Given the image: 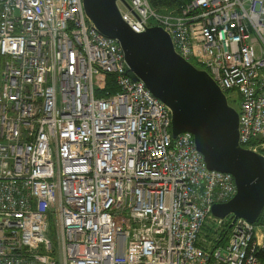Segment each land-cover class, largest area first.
<instances>
[{"label":"built area","instance_id":"1","mask_svg":"<svg viewBox=\"0 0 264 264\" xmlns=\"http://www.w3.org/2000/svg\"><path fill=\"white\" fill-rule=\"evenodd\" d=\"M180 1L115 4L209 74L264 159V0ZM126 68L82 0H0V264H264V223L210 212L232 175Z\"/></svg>","mask_w":264,"mask_h":264},{"label":"water","instance_id":"2","mask_svg":"<svg viewBox=\"0 0 264 264\" xmlns=\"http://www.w3.org/2000/svg\"><path fill=\"white\" fill-rule=\"evenodd\" d=\"M102 34L116 39L124 52L125 74L141 80L171 110V134L189 132L208 169L230 173L235 193L211 206L212 216L232 215L256 222L264 209V159L238 143V113L204 69L177 54L160 27L132 30L115 0H82ZM230 226V225H228Z\"/></svg>","mask_w":264,"mask_h":264},{"label":"trees","instance_id":"3","mask_svg":"<svg viewBox=\"0 0 264 264\" xmlns=\"http://www.w3.org/2000/svg\"><path fill=\"white\" fill-rule=\"evenodd\" d=\"M148 1L150 2V4L153 7L165 8V9L166 8L169 9V8L177 7V6H179L182 3V1H180V0H148ZM191 63L193 65H195L197 68H199V64H197L196 62L191 61ZM111 90H113V88H111ZM230 105L233 106V104H230ZM256 223L259 224V225L264 223V209L260 213ZM228 224H229L228 221L224 224V226H223V228L221 230L220 236H219L218 240H216V242H219V244H224L225 243V237H226V234H227V231H228L227 230ZM205 226L206 225H204L203 228H202V234H203V232L205 230Z\"/></svg>","mask_w":264,"mask_h":264},{"label":"rangeland","instance_id":"4","mask_svg":"<svg viewBox=\"0 0 264 264\" xmlns=\"http://www.w3.org/2000/svg\"><path fill=\"white\" fill-rule=\"evenodd\" d=\"M118 8L121 10V11H126V7H125V5L122 3V2H118ZM157 10H159L160 12H165V11H169V10H171L172 8H169V9H165V8H157V7H155ZM236 97H237V95L236 94H234ZM233 106L235 107V109L237 108V105L234 103L233 104ZM229 216V215H228ZM227 216V217H228ZM210 227L211 228H215V225H214V223L213 222H208L207 224H206V226H205V230H204V232H203V235L205 236V237H208L209 236V234H211V231H210ZM209 228V229H208Z\"/></svg>","mask_w":264,"mask_h":264},{"label":"clouds","instance_id":"5","mask_svg":"<svg viewBox=\"0 0 264 264\" xmlns=\"http://www.w3.org/2000/svg\"><path fill=\"white\" fill-rule=\"evenodd\" d=\"M234 108V107H233Z\"/></svg>","mask_w":264,"mask_h":264}]
</instances>
